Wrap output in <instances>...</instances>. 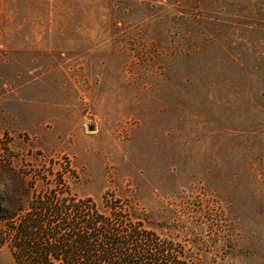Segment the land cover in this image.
<instances>
[{
	"label": "rangeland",
	"instance_id": "374dc122",
	"mask_svg": "<svg viewBox=\"0 0 264 264\" xmlns=\"http://www.w3.org/2000/svg\"><path fill=\"white\" fill-rule=\"evenodd\" d=\"M149 5L166 1L0 0L1 214L53 188L98 206L111 191L180 259L264 264V78L195 71ZM238 21L231 54L264 70V22ZM211 51L187 58L223 61Z\"/></svg>",
	"mask_w": 264,
	"mask_h": 264
},
{
	"label": "trees",
	"instance_id": "16d2710c",
	"mask_svg": "<svg viewBox=\"0 0 264 264\" xmlns=\"http://www.w3.org/2000/svg\"><path fill=\"white\" fill-rule=\"evenodd\" d=\"M165 1L164 6H149L159 9L158 15L181 38L180 50L195 71L205 74L219 65L223 73L217 83L230 87L248 83L251 78L262 82L263 58L246 52L235 58L230 35L246 24L238 20L264 22V0H246L243 6L234 0ZM208 47L223 61L211 54L204 61L190 64L188 58L204 53ZM193 80L187 78L188 82ZM262 87L264 96V84ZM246 105L255 108L254 104ZM58 180L64 186L61 176ZM62 193L60 188L46 190L32 197L26 208L13 205L18 203L14 200L3 214L0 200V221L6 225L0 229V247L7 244L15 264H192L179 258L181 251L171 242L147 228L146 214L136 213L127 200L111 191L102 195L100 206L91 198Z\"/></svg>",
	"mask_w": 264,
	"mask_h": 264
},
{
	"label": "water",
	"instance_id": "95a60500",
	"mask_svg": "<svg viewBox=\"0 0 264 264\" xmlns=\"http://www.w3.org/2000/svg\"><path fill=\"white\" fill-rule=\"evenodd\" d=\"M93 129H94L93 126H89V127H88V130H90V131L93 130Z\"/></svg>",
	"mask_w": 264,
	"mask_h": 264
}]
</instances>
